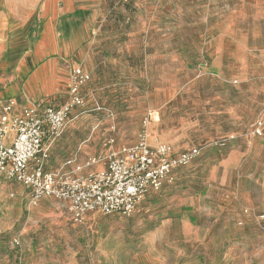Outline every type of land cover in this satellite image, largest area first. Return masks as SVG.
Here are the masks:
<instances>
[{
  "label": "rangeland",
  "instance_id": "374dc122",
  "mask_svg": "<svg viewBox=\"0 0 264 264\" xmlns=\"http://www.w3.org/2000/svg\"><path fill=\"white\" fill-rule=\"evenodd\" d=\"M74 8L61 23L77 33L69 57L89 80L49 155L95 158L97 171L112 147L139 141L199 154L130 216L83 218L86 238L69 230L63 202L31 209L24 187L1 180L0 264H85L83 246L98 240L111 264H264V130L253 135L264 120V4L75 0ZM244 191L259 195L255 211L241 209L249 222L232 218L230 196Z\"/></svg>",
  "mask_w": 264,
  "mask_h": 264
},
{
  "label": "built area",
  "instance_id": "2783aa9c",
  "mask_svg": "<svg viewBox=\"0 0 264 264\" xmlns=\"http://www.w3.org/2000/svg\"><path fill=\"white\" fill-rule=\"evenodd\" d=\"M68 79V98L59 106L20 108L13 99H0V179L24 187L29 208L47 198L66 203L76 223L92 213L128 217L147 194L173 180L175 169L198 156L197 148L175 154L167 144L139 141L110 149L95 172L85 173L100 164L95 158L83 164L71 159L64 168L46 171L50 143L61 135L74 108L85 101L81 88L89 75L76 66ZM263 130L264 120L258 121L253 135L261 136Z\"/></svg>",
  "mask_w": 264,
  "mask_h": 264
},
{
  "label": "crops",
  "instance_id": "0c3cea01",
  "mask_svg": "<svg viewBox=\"0 0 264 264\" xmlns=\"http://www.w3.org/2000/svg\"><path fill=\"white\" fill-rule=\"evenodd\" d=\"M241 1L247 4H264V0ZM74 6L75 0H0V72L3 74L2 77L4 79V86L0 88V99H13L17 107L20 108L44 107L49 104L59 106L64 102L62 95L66 93L67 75L70 72L67 68L76 66L82 68L80 64L69 57L70 53L78 51L76 50L78 48L76 42L77 33H75L74 29L66 32L61 23L63 18L75 11ZM26 74L28 76L26 83L21 84ZM60 143L61 139L50 143L51 151L57 148ZM250 144L251 141L248 140L247 146L249 149ZM112 149L119 148L112 147ZM188 149L191 148L183 149L179 152ZM238 153L239 151L236 149L231 150L227 160H234ZM68 160L55 157V154L50 152L45 169L46 171L59 170L64 168V164ZM74 160L76 164H83L76 159ZM90 171L92 170L90 169ZM175 171L176 169L172 174L173 180L165 182L161 189L164 190L176 181ZM251 179L256 181V175H253ZM9 184L11 183L9 182ZM153 193L156 192L149 194ZM221 193L226 197L224 190H221ZM243 193L239 195L238 192H235L230 196L234 203L232 206V218L238 216V218L249 222L253 218L249 215L245 216V218L242 217L241 209L249 208L255 211L256 198L259 195L251 191H244ZM24 195L26 194L24 193ZM212 199L214 201V198ZM64 205L67 208V204L64 203ZM92 214L85 216L89 218L87 224L94 219V217H90ZM84 222L83 220L80 223L74 222L70 225L69 230L75 234L78 230H81L82 236L88 237V232L85 230L87 224ZM27 225H30V223H25L23 229ZM21 233L27 234V232L20 231L19 235H23ZM84 234L86 235L84 236ZM67 235V233H64V236ZM77 235L75 236L76 238L78 237ZM82 250V261L85 264L112 263V260L106 261L107 255L104 251V244L99 240L96 243V247L92 250L86 249L84 246ZM72 259H75V257Z\"/></svg>",
  "mask_w": 264,
  "mask_h": 264
},
{
  "label": "bare ground",
  "instance_id": "6f19581e",
  "mask_svg": "<svg viewBox=\"0 0 264 264\" xmlns=\"http://www.w3.org/2000/svg\"><path fill=\"white\" fill-rule=\"evenodd\" d=\"M147 139V138H146ZM148 143V142H147ZM150 145V144H149Z\"/></svg>",
  "mask_w": 264,
  "mask_h": 264
}]
</instances>
